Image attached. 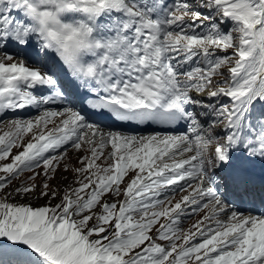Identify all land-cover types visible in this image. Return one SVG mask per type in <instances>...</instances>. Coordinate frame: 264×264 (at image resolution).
Returning a JSON list of instances; mask_svg holds the SVG:
<instances>
[{"label": "snow or ice", "instance_id": "1", "mask_svg": "<svg viewBox=\"0 0 264 264\" xmlns=\"http://www.w3.org/2000/svg\"><path fill=\"white\" fill-rule=\"evenodd\" d=\"M0 264H264V0H0Z\"/></svg>", "mask_w": 264, "mask_h": 264}, {"label": "rangeland", "instance_id": "2", "mask_svg": "<svg viewBox=\"0 0 264 264\" xmlns=\"http://www.w3.org/2000/svg\"><path fill=\"white\" fill-rule=\"evenodd\" d=\"M13 151L15 152L16 149H13ZM69 156H70V158H71V163H72L73 165L79 167V165L76 164V154L70 152V153H69ZM30 175H31V173H25L24 176L21 177V180L25 179L27 176H30ZM64 175H66V176L68 177V179H67L66 181H62V180H61V176H64ZM41 179H42V178H37V184H38V185L40 184ZM71 180H72V175H71L70 173L58 172V174H57V179H56L55 181H53L52 183H53V186H55L57 183H60L61 187H63L64 184L71 182ZM19 184H20V180L15 181V182L13 183V185L10 186L9 189H6V191L11 190L12 188H15V187H16L17 185H19ZM106 198L110 199V197H106ZM29 201H31V203H32V205H33L34 207H38V206H41V205H44L45 203H47V199H46V198H44V199H40L39 201H37L34 195H33V196H29V197H27V198H17V202H19V203H28ZM57 202H58V199L52 201L53 204H55V203H57ZM196 219H199V216H197ZM194 220H195V219H194ZM194 220L191 221V222H187V223L185 224V226H183V227H184V228H188V227H190V225H191L192 223H194Z\"/></svg>", "mask_w": 264, "mask_h": 264}]
</instances>
